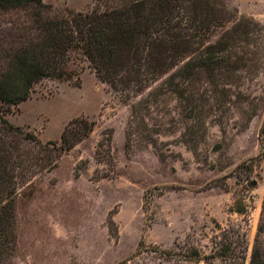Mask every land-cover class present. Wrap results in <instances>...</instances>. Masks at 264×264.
<instances>
[{"label":"rangeland","instance_id":"obj_1","mask_svg":"<svg viewBox=\"0 0 264 264\" xmlns=\"http://www.w3.org/2000/svg\"><path fill=\"white\" fill-rule=\"evenodd\" d=\"M211 1L195 9L205 30L168 21H181L168 35L184 47L166 52L160 79L141 73L117 91L75 57L72 81L45 78L6 113L43 143L76 118L94 122L72 124L56 167L17 187L8 264H264V0ZM25 15L0 10V48L17 43ZM217 41L228 46L210 76L196 65Z\"/></svg>","mask_w":264,"mask_h":264},{"label":"trees","instance_id":"obj_2","mask_svg":"<svg viewBox=\"0 0 264 264\" xmlns=\"http://www.w3.org/2000/svg\"><path fill=\"white\" fill-rule=\"evenodd\" d=\"M211 2L94 0L89 10L77 11L55 9L44 0H0V10L26 12L17 43L0 48V264H8L6 258L13 255L17 245L14 214L8 210L9 201L13 202L19 194L17 187L56 167L61 153L73 147L68 137L72 124L85 123L89 132L94 123L76 118L66 126L60 141L43 143L34 135L28 137L23 127L6 118V113L28 100L35 84L45 78L72 81L75 73L71 64L75 57L88 62L97 77L117 91L129 88L132 81L140 84L141 73L148 76L147 82L160 79L168 69L166 52L178 53L184 47L183 42L168 35L181 21H168L182 16L186 22L181 25L205 30L209 28H204L205 23L195 25V9L198 4L210 8ZM171 3L177 13L171 10ZM227 46V41L208 45L207 56L196 67L213 76L225 60L219 53ZM24 141L35 143L34 148ZM51 145L59 155L54 156ZM5 196L10 199L3 204ZM7 246L13 252H6ZM256 259L254 254L251 264H256Z\"/></svg>","mask_w":264,"mask_h":264}]
</instances>
